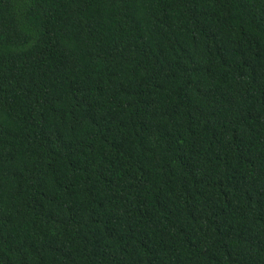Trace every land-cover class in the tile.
<instances>
[{"label": "trees", "instance_id": "1", "mask_svg": "<svg viewBox=\"0 0 264 264\" xmlns=\"http://www.w3.org/2000/svg\"><path fill=\"white\" fill-rule=\"evenodd\" d=\"M0 264H264V0H0Z\"/></svg>", "mask_w": 264, "mask_h": 264}]
</instances>
